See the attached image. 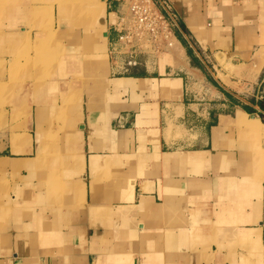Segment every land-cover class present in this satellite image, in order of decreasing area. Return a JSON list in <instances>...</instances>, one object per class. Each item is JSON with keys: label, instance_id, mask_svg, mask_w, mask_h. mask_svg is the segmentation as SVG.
<instances>
[{"label": "crops", "instance_id": "obj_1", "mask_svg": "<svg viewBox=\"0 0 264 264\" xmlns=\"http://www.w3.org/2000/svg\"><path fill=\"white\" fill-rule=\"evenodd\" d=\"M103 1L89 23L94 0H0V264H264V179L236 125L264 112L241 102L264 0H166L181 62L150 75L111 59L126 9ZM35 44L11 83L12 49Z\"/></svg>", "mask_w": 264, "mask_h": 264}, {"label": "built area", "instance_id": "obj_2", "mask_svg": "<svg viewBox=\"0 0 264 264\" xmlns=\"http://www.w3.org/2000/svg\"><path fill=\"white\" fill-rule=\"evenodd\" d=\"M158 6L170 8L166 0H130L129 13L119 17L116 25L124 33L120 35L113 54L123 71L127 72L140 64L137 60L140 49L151 53L153 44L162 47L167 41L166 34L174 35L172 17H167ZM122 49H126V52H122Z\"/></svg>", "mask_w": 264, "mask_h": 264}, {"label": "rangeland", "instance_id": "obj_3", "mask_svg": "<svg viewBox=\"0 0 264 264\" xmlns=\"http://www.w3.org/2000/svg\"><path fill=\"white\" fill-rule=\"evenodd\" d=\"M129 2H130V0H124L125 8H127V10L129 8ZM124 13L126 14L125 11H124ZM116 28H117V30L119 29L117 25H116ZM118 32H119V35H122L124 33V30H122V31L118 30ZM168 34H166V35H168ZM171 35H173V34L171 33L168 35L169 38H172L168 42H174V41L179 42L174 35H173V37H171ZM119 38H120V36L115 41L114 46L111 49V53H110L111 59L113 56V59H115L118 62H119V60H117L113 54V49L116 46H118ZM163 46H164V44L162 45V47H158L157 45L153 44L151 47L152 48L151 53H148L147 50H145V49H143V50L140 49L141 51L138 53V56H137V60H138V62H140V64L137 66L141 67V69H144L145 74L150 75V74H157L158 73L159 60L161 57H165L169 60V56H167L165 47H163ZM183 50H184V48H183ZM12 51L14 52V56H16V62L11 64V66L9 67V70H8L9 79H10L11 83L14 82L18 76H20L22 73L25 72V68L28 69V68L32 67V69H33V68H35V66H37L36 64L31 63V62H33V59H31V55L33 53H35V55L38 57L40 52H41L40 46L37 44H35L34 46L30 45V46L25 47V48H23V47H21L19 49L13 48ZM121 51L125 53L126 49H122ZM184 54H185V52H184ZM23 60H25V64H21V61H23ZM169 62H170V60H169ZM263 63H264V61H263ZM170 64H171V62H170ZM93 65H94V63H93ZM1 67L2 66L0 65V75H1ZM228 67L232 70L239 68L238 66H235L233 64H229ZM254 69L256 70V68H254ZM259 69H260V66H259ZM205 71L207 72V74H210L207 69ZM210 77H211V75H210ZM211 78L213 79V77H211ZM2 86H5V84L0 83V94H1V91L3 90ZM252 100L264 101V75L257 82V84L255 85V87L253 89H251L249 92L246 93V95H243L241 97V102L250 108H251L250 104L251 103L254 104L252 102ZM251 114H254L255 116H257L259 119L256 117L255 118L264 123V112H261V113H255V112L253 113L252 112ZM242 129H245V128H242ZM245 130H247V129H245ZM242 133L241 134H240V132L238 133L239 137L242 135ZM244 136H245V134H244ZM253 136L252 135L248 136V137L245 136L248 138V143H251L250 145L252 146V148L254 149V151L258 155V157H256L255 159L252 160L253 161L252 165H254L253 170L256 172L260 169L261 177H262V179H264V170H262L264 168V141L263 140L258 141Z\"/></svg>", "mask_w": 264, "mask_h": 264}, {"label": "bare ground", "instance_id": "obj_4", "mask_svg": "<svg viewBox=\"0 0 264 264\" xmlns=\"http://www.w3.org/2000/svg\"><path fill=\"white\" fill-rule=\"evenodd\" d=\"M103 7H104V1L103 0H94V2L91 5L87 6V11H86L87 16L86 17H87V20L89 21V23H92L93 21H95L98 18V14H100L99 12L103 9ZM125 9H126L125 12L127 15L129 13V10H127V8H125ZM112 17H113L112 20L116 21V18H114L113 15H112ZM168 35H166V38H168V39L166 42H164L163 47H165L166 54L169 55L170 59L172 60L173 65L176 66L181 62L182 48H181L180 44L176 41L168 42L170 39H172V38H169ZM171 37H173V35H171ZM103 60L105 61V59H103V57L96 56L94 58L95 66L101 67V65H103V62H104ZM258 61H259V59H258ZM259 64L260 63H258L256 66H254V68H256V70L259 69ZM250 117H254V116H251L248 113H244V115L239 116V118L236 121L237 127L238 128H245L249 132H251V134H253L256 138L264 140V123L262 121L255 119V117L254 118H250ZM262 170H264V168Z\"/></svg>", "mask_w": 264, "mask_h": 264}, {"label": "trees", "instance_id": "obj_5", "mask_svg": "<svg viewBox=\"0 0 264 264\" xmlns=\"http://www.w3.org/2000/svg\"><path fill=\"white\" fill-rule=\"evenodd\" d=\"M258 103H259V105L261 106V109L264 111V101H259ZM246 109H248V111H249L250 113L253 112V111L249 110V108H246Z\"/></svg>", "mask_w": 264, "mask_h": 264}]
</instances>
